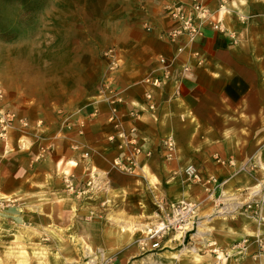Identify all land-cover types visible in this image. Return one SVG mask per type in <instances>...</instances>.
<instances>
[{
	"label": "crops",
	"instance_id": "crops-1",
	"mask_svg": "<svg viewBox=\"0 0 264 264\" xmlns=\"http://www.w3.org/2000/svg\"><path fill=\"white\" fill-rule=\"evenodd\" d=\"M173 1L185 0H51V17L75 21L62 35L88 38L92 24L98 40L112 47L117 66L109 70L103 55L92 68L89 58L77 59L59 68L95 75L66 83L58 76L37 77V85L52 91L44 98L51 104L38 98L29 105L10 95L1 102L32 124L0 138V198L14 200L0 209L1 223L31 228L43 241L46 235L51 264L79 258L96 263L109 258L113 264H263L253 254L255 236L264 239V225L242 204L264 183V0H203L225 30L206 26L193 41L181 37L170 44L158 33L174 25L165 10ZM222 2L226 11L218 12ZM95 4L97 11L91 10ZM78 44L73 45L78 53L89 50ZM160 58L170 65L171 76L156 88L143 79L160 72ZM184 65L189 70L182 73ZM64 84L70 88H59ZM147 91L153 110L147 109ZM112 107L125 137L108 120ZM167 137L175 142L169 159ZM132 141L141 153L133 173L120 172L112 160H124ZM189 163L202 179L214 175L223 182L221 190L229 195L222 205L206 200L201 183L181 172ZM91 176L99 186L92 196L67 191V179L82 187ZM160 196L171 203L205 199L199 231L184 245L166 242L141 253L136 240L152 224L154 198ZM244 238L246 249L236 252L232 245ZM212 240L221 250L219 259L210 252ZM189 247L197 254H188Z\"/></svg>",
	"mask_w": 264,
	"mask_h": 264
},
{
	"label": "rangeland",
	"instance_id": "rangeland-1",
	"mask_svg": "<svg viewBox=\"0 0 264 264\" xmlns=\"http://www.w3.org/2000/svg\"><path fill=\"white\" fill-rule=\"evenodd\" d=\"M50 1L0 0V88L5 95L19 97L29 105L37 103L38 98L42 99V104H51L44 98H49L51 95L49 93L52 91L48 85H37V77L47 80L50 76H58L59 81L65 83L66 80H78L81 76L83 79L90 75L93 77L94 70L83 74L82 69L71 68L70 72L66 73L67 70H62L63 68L60 69L59 66L65 67L77 59L80 63L79 61H87L89 58L92 68L103 59L102 50L112 48L110 45L106 47L98 40L95 35L97 31L93 29L92 24L91 35L88 38L81 37L80 33L77 37H64L62 34L65 33L67 24L72 26L75 21L66 22L51 17L50 11L55 6L50 4ZM97 9L98 5H91V10L97 11ZM77 41H79L78 45L88 44L89 50L78 53L73 46ZM52 64L58 69H53ZM67 87L70 88V84L59 85L63 90ZM252 191H257L261 196L264 214V183L263 187ZM223 194L229 195L225 191ZM13 201L11 198H0V209L10 206ZM253 217L258 221L256 216ZM39 237L36 231L23 225L4 226L0 217V264H51V250L46 244L49 239L46 235L43 236L46 241ZM208 246H213L214 250L219 251L218 257L221 258V250L217 247L216 240H212ZM189 248L197 254L195 247ZM192 251L190 253H193ZM85 262L86 260L83 261L81 258L71 260V264H87ZM262 263L264 264V260Z\"/></svg>",
	"mask_w": 264,
	"mask_h": 264
},
{
	"label": "built area",
	"instance_id": "built-area-1",
	"mask_svg": "<svg viewBox=\"0 0 264 264\" xmlns=\"http://www.w3.org/2000/svg\"><path fill=\"white\" fill-rule=\"evenodd\" d=\"M166 13L173 22V26L167 29L160 30L158 35L164 41L173 44L176 43L181 37H186L188 41H193L196 36L201 35L203 28L210 26L211 28L218 30H225L223 28L222 20L220 18H214L213 12L205 5L203 0H185L173 1L165 6ZM218 12L226 11V5L222 2L218 8ZM242 21L244 20L241 17ZM145 29L150 31L151 26L145 25ZM109 59V70H113L116 66V60L114 58L113 50L107 49L103 54ZM163 66L159 73L147 75L143 81L152 87H161L167 83L171 76L170 65L164 61V58H160ZM200 63V60L198 61ZM189 70L188 65L182 66L181 72L184 73ZM178 89V87H177ZM5 96V92L0 88V138H5L6 134L14 129L19 128L26 130L32 127L30 121L20 116L17 111L5 107L1 104ZM147 100V109L153 110L154 104L152 101V93L147 91L145 93ZM117 109L111 108L110 115L108 117L114 127L120 130V121L117 117ZM41 122L37 121L36 126ZM79 125H84V120H79ZM133 130V129H132ZM120 137H125L124 133L120 130L118 132ZM132 147L130 152L124 160L119 157H115L112 160V166L124 173H133L136 164V157L141 153V147L134 141L129 142ZM163 144L167 149L165 157L167 159L172 157V151L175 147V142L171 137H167L163 140ZM146 155H150V151L147 150ZM220 161L219 158H217ZM181 172L192 182L201 183L204 191L206 192L205 199L212 200L215 205H222V199L224 198L223 191L221 190L222 183L218 181L216 176L211 175L206 179H202L196 166L189 163L183 166ZM99 186L95 183L93 176L82 187L74 185L72 180H66V189L68 192L76 197L80 196H92L94 191ZM189 200L182 199L177 202H167L163 197L154 198V220L152 224L145 227L143 231H140V236L137 238L136 243L141 253L162 249L166 242H179L181 245L187 243L194 234L199 231L200 222L202 216H200V207L204 200ZM262 198L257 191H252L248 200L242 205V209L253 216L258 218L259 223L264 225V214L262 213ZM235 210V209H233ZM223 209V211H233ZM246 239H242L232 245L237 251L246 249ZM257 249L253 256L262 258L264 260V239L258 235L254 239ZM211 253L218 257V251L212 248ZM228 255V254H226ZM87 264H113L109 258L103 259L99 262L89 260Z\"/></svg>",
	"mask_w": 264,
	"mask_h": 264
},
{
	"label": "bare ground",
	"instance_id": "bare-ground-1",
	"mask_svg": "<svg viewBox=\"0 0 264 264\" xmlns=\"http://www.w3.org/2000/svg\"><path fill=\"white\" fill-rule=\"evenodd\" d=\"M1 198H3V197H1ZM186 251H188V250H186ZM18 252H19V251H18ZM192 252H194V250H193ZM20 253H22V254H23L24 252L20 251ZM186 253H187V252H186ZM189 253H190V252H189ZM190 254H191V253H190Z\"/></svg>",
	"mask_w": 264,
	"mask_h": 264
},
{
	"label": "snow or ice",
	"instance_id": "snow-or-ice-1",
	"mask_svg": "<svg viewBox=\"0 0 264 264\" xmlns=\"http://www.w3.org/2000/svg\"><path fill=\"white\" fill-rule=\"evenodd\" d=\"M242 2H243V0H242Z\"/></svg>",
	"mask_w": 264,
	"mask_h": 264
}]
</instances>
